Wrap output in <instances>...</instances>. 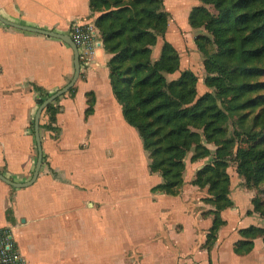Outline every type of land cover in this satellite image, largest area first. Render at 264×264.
I'll return each instance as SVG.
<instances>
[{
  "label": "crops",
  "instance_id": "1",
  "mask_svg": "<svg viewBox=\"0 0 264 264\" xmlns=\"http://www.w3.org/2000/svg\"><path fill=\"white\" fill-rule=\"evenodd\" d=\"M0 13L14 22L70 34L74 22L96 26L101 11H92L90 0H0ZM99 39L101 45L95 50L92 64L82 67L75 90L57 101L61 110L56 130L42 126L48 121L42 114L44 160L37 180L25 188L0 180V228L11 230L26 264H117L122 259L119 253L131 254L124 258L131 262L136 250L141 255L140 264H228L225 254L231 258L236 254L234 244L242 238L239 230L245 228L241 226H260L258 218H264L249 212L253 209L252 196L247 192L251 191L243 187L245 193L241 191L238 197L231 192L235 206L222 212L226 224L214 247L207 250L203 244L213 215L204 218L202 214L212 207L202 200L207 189L190 182L204 160H186L188 178L178 195L151 190L162 178L151 174L148 161L149 172L145 173L149 181L144 196L147 206L156 211V228L148 236H135L142 230H132V220L124 215L128 201L119 198L124 188L119 183L125 173L118 171L117 151H112V141L119 139L116 126L126 128L134 145L140 147L138 151L148 155L139 134L124 119L122 106L113 93L108 67L111 54L104 49L100 31ZM73 74V50L61 39L0 21V171L7 177L28 181L37 163L34 118L41 93L34 87L51 94L66 85ZM89 93L95 95V105L87 116ZM123 145V149L129 147ZM167 200H171L170 204ZM167 205H181V211L189 212L188 217L180 210L175 212L180 218L173 217L166 212L170 211ZM200 206L204 208L197 216L195 211ZM192 217L211 219L200 243ZM180 221L188 224L184 230H167L168 224ZM261 241L264 242L262 237L256 238L255 246ZM255 246L244 255L247 264H264V247L260 259Z\"/></svg>",
  "mask_w": 264,
  "mask_h": 264
},
{
  "label": "trees",
  "instance_id": "2",
  "mask_svg": "<svg viewBox=\"0 0 264 264\" xmlns=\"http://www.w3.org/2000/svg\"><path fill=\"white\" fill-rule=\"evenodd\" d=\"M100 10L96 26L108 61L113 93L126 122L139 134L149 170L161 176L153 192L178 195L185 184L186 160H204L191 183L207 189L202 200L213 215L203 246L211 250L226 224L222 212L233 208L230 167L243 187L254 192L252 210L264 218V0H200L188 17L200 30L195 44L203 56L207 91L199 93L200 77L181 68V54L159 38L169 28L164 0H90ZM179 73L178 77H170ZM42 104L50 93L35 86ZM73 86L69 92H73ZM60 98V97H59ZM57 98L44 110V128L57 129ZM95 95L88 94L87 116ZM238 255L249 254L264 226L239 230Z\"/></svg>",
  "mask_w": 264,
  "mask_h": 264
},
{
  "label": "rangeland",
  "instance_id": "3",
  "mask_svg": "<svg viewBox=\"0 0 264 264\" xmlns=\"http://www.w3.org/2000/svg\"><path fill=\"white\" fill-rule=\"evenodd\" d=\"M164 2H165V9L170 14L169 28H168L167 33L163 37L159 38V42L154 50V55L155 56L159 55L160 49L164 41H169L171 44H173L181 54V68L192 69L196 74L199 75L200 77V82L198 83L199 93H204L208 89L203 83L204 76L206 75L203 65H202L203 56L199 52L195 44V37L201 31L197 29H193L190 26L189 21H188V17H189V13L191 9L194 6L200 4V0H164ZM178 76H179V73L173 76H170V77L172 78V77H178ZM122 127L123 126H120V125L116 126V133H117L116 137L117 138L119 137V139H117L115 142L112 141L113 143L112 151H115V150L117 151L118 161L116 165L118 167V171L122 170L121 173H125V176H123L124 178H122L119 183V186L124 187L120 194L122 198L121 197L119 198L123 199L121 201H128V203L126 204L128 211L125 212L124 215L127 217V220L129 221L132 220L131 222L132 230H135V231L136 229L142 230L136 233L140 235H135V236L140 237L142 234L143 236L144 235L148 236L151 234V232L155 231V228H156L155 221H154L156 211L155 209L151 210V208L147 206L148 205L146 204L147 198L144 196L147 193L146 187L149 181V179L147 180V174L145 173L146 171H148L149 159L148 157H146V154H144V152H142L143 153L142 154L141 152L138 151L140 147L139 146L137 147V145L136 146L134 145L133 139L131 135L129 134L128 130ZM122 142H125L124 145ZM121 144L123 146L127 144L129 147L125 146V149H123ZM125 168L126 170H123ZM229 173L231 175V181H232L231 183L232 196L238 197L241 191L245 193V190L243 188L241 178L236 173L235 164H233L230 167ZM187 174L188 173H186L185 177L188 178ZM91 176L89 174L88 179L92 178ZM150 177L154 178V175H151V176L149 175V178ZM247 193L248 195H251L252 197L254 195V192L252 191L251 193L249 192ZM207 195L208 193L205 194V196ZM174 199L179 200V198H174ZM199 201L200 200H197V202ZM170 202L171 200H167V204H170ZM191 205L194 206L192 203ZM181 207H182L181 205L180 206L176 205V207L168 206L170 211L167 210L166 212H169V214H173V217L176 216V218L179 219L180 216L177 215L178 213H175V212L177 211L179 212L180 210V213H182L184 217H188L187 214L189 212L187 213L185 211H181L182 209ZM252 207L253 206H251V208ZM202 208H204V206L197 207L195 211V215L197 214L198 216ZM209 215L210 214L204 212L202 214V217L206 218ZM200 217L199 218L192 217V223L196 225V226L194 225L196 227L195 230L199 235V237L197 238L198 243H200L201 241V238H202L201 236L204 234V231L206 229V226L208 225V222L209 224H211V219L203 221V220H200L201 219ZM255 217L258 218V216H255ZM258 223L261 224L260 226H264V221L262 219L258 218L257 224ZM126 224L130 225L128 221H126ZM140 225H147L148 227L146 226L145 228H141L139 227ZM187 226L188 224L185 221L183 222L180 221V222H172V225L168 224L166 228L167 230L172 229V230L182 231ZM246 226L248 225H242L241 227H246ZM157 229L159 230V226H157ZM263 247H264V242L263 241L259 242L255 246L257 253L259 252L260 254V250ZM133 253H134L133 260L131 262L128 261L127 259L126 260L124 259L125 257L132 256L131 254L119 253L118 257H122V259H119V262H117V264H140L141 263L140 252L136 250ZM244 255L245 254H243V256ZM243 256H238L234 254V257L231 258L229 255L225 254L228 264H247L248 260L247 258H245V256L244 257ZM201 257L200 259H202ZM262 257L263 256L260 254L259 258L261 259Z\"/></svg>",
  "mask_w": 264,
  "mask_h": 264
},
{
  "label": "water",
  "instance_id": "4",
  "mask_svg": "<svg viewBox=\"0 0 264 264\" xmlns=\"http://www.w3.org/2000/svg\"><path fill=\"white\" fill-rule=\"evenodd\" d=\"M0 21L5 25H9L15 28H19V29L31 31V32H36V33H40V34L47 35L50 37L61 39L63 42L69 45V47H71L74 53V74H73L72 79L66 85L59 88L57 91L51 93L47 98H45L42 104L39 105L36 111L35 118H34V134H35V139H36L37 149H38V159H37V163H36L31 179L25 182H17L7 177L5 174H3L0 171V180L4 181L5 183L15 188H25V187L32 185L37 180L39 173L41 171L42 165H43L44 150H43L42 138H41V133H40V124H41L40 121H41L42 114L50 103L54 102L57 98L69 92V90L73 86H75L80 76L82 65H81L78 47L76 43L74 42V40L72 39V36L70 34L61 33L55 30H49V29H45L41 27H35L31 25H25V24H21L18 22H14L4 17L1 13H0Z\"/></svg>",
  "mask_w": 264,
  "mask_h": 264
},
{
  "label": "built area",
  "instance_id": "5",
  "mask_svg": "<svg viewBox=\"0 0 264 264\" xmlns=\"http://www.w3.org/2000/svg\"><path fill=\"white\" fill-rule=\"evenodd\" d=\"M70 35L76 43L82 67L93 62L96 48L101 45L99 31L95 25L74 22ZM0 264H26V258L16 247L11 230L0 228Z\"/></svg>",
  "mask_w": 264,
  "mask_h": 264
}]
</instances>
